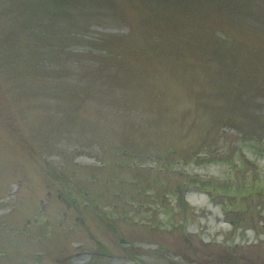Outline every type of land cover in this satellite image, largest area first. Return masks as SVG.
I'll return each instance as SVG.
<instances>
[{"label": "rangeland", "instance_id": "obj_1", "mask_svg": "<svg viewBox=\"0 0 264 264\" xmlns=\"http://www.w3.org/2000/svg\"><path fill=\"white\" fill-rule=\"evenodd\" d=\"M0 264H264V0H0Z\"/></svg>", "mask_w": 264, "mask_h": 264}]
</instances>
